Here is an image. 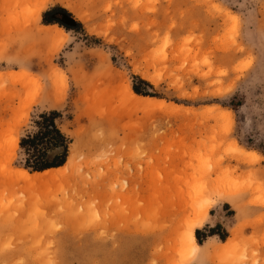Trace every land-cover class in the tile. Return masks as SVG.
<instances>
[{
  "label": "rangeland",
  "instance_id": "1",
  "mask_svg": "<svg viewBox=\"0 0 264 264\" xmlns=\"http://www.w3.org/2000/svg\"><path fill=\"white\" fill-rule=\"evenodd\" d=\"M0 264H264V0H0Z\"/></svg>",
  "mask_w": 264,
  "mask_h": 264
},
{
  "label": "trees",
  "instance_id": "2",
  "mask_svg": "<svg viewBox=\"0 0 264 264\" xmlns=\"http://www.w3.org/2000/svg\"><path fill=\"white\" fill-rule=\"evenodd\" d=\"M134 91L136 93H140L136 88H133ZM54 115V113H50V114H41L40 118L42 119L43 122H49L50 125V129H47L46 131L42 132L40 131V133H37L35 135H33L31 138L30 137H26L21 139L20 142V146L25 149V145L30 143L32 145L35 144V141L41 139L42 137H45L48 134H53V137L51 139H49V143L51 146L53 147H63L64 151L61 157H55L53 159V161H41V159L37 156H34V161L33 163H27L26 167L30 168L32 171H43L45 169L48 168H52V167H58L60 165H62L65 161V157L64 155H66V151H67V146L64 144L65 142V137L64 135H62L60 133V131L54 126V124L52 123V121L50 120L51 117ZM39 123V122H38ZM41 123V122H40ZM36 155H39L40 157L44 155V153H42L40 151V149H34ZM42 153V154H41Z\"/></svg>",
  "mask_w": 264,
  "mask_h": 264
},
{
  "label": "bare ground",
  "instance_id": "3",
  "mask_svg": "<svg viewBox=\"0 0 264 264\" xmlns=\"http://www.w3.org/2000/svg\"><path fill=\"white\" fill-rule=\"evenodd\" d=\"M127 93H128V95H130V98H132V100H131L132 102L130 101V99H129V101H130V104L133 105L134 107H135V105H139L140 106V104L143 101L147 102V105H146L147 108H150V107L153 106L152 104H153L154 100L149 99L147 97L139 96V95L135 94L130 88H127ZM242 155H244V153ZM250 156L256 157L255 154H248L245 157H250ZM63 167L64 166H59V167H56V168H51V169L44 170L43 172H36L34 174H29L25 170H22V171L18 172V175L25 183H27L29 185H36V184L41 183V182L44 181L43 177L45 175H48L49 173H53V175H54L57 172L61 171L63 169ZM196 226L197 225H190L188 227L187 231H186V234L184 235L185 242L183 243V245L186 246V247H189V248H191L193 250L197 249V244H196L195 235H194V230H195ZM231 237L232 238L228 239L226 241V243H225V245H227V247H230V246L233 245L234 240L236 239V233L233 232Z\"/></svg>",
  "mask_w": 264,
  "mask_h": 264
}]
</instances>
